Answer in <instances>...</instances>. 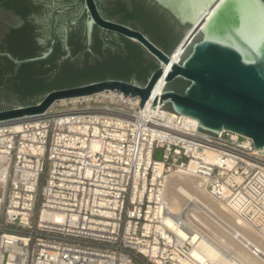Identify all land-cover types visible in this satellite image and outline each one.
<instances>
[{
	"label": "built area",
	"instance_id": "built-area-1",
	"mask_svg": "<svg viewBox=\"0 0 264 264\" xmlns=\"http://www.w3.org/2000/svg\"><path fill=\"white\" fill-rule=\"evenodd\" d=\"M139 103L105 91L0 120V264H222L200 251L204 231L170 212L173 172L201 179L264 240V155L252 139Z\"/></svg>",
	"mask_w": 264,
	"mask_h": 264
},
{
	"label": "water",
	"instance_id": "water-1",
	"mask_svg": "<svg viewBox=\"0 0 264 264\" xmlns=\"http://www.w3.org/2000/svg\"><path fill=\"white\" fill-rule=\"evenodd\" d=\"M81 1L83 10L91 18L87 22L88 44L91 43L92 25L97 23L139 44L157 67L144 84L104 80L55 89L34 104L0 110V120L42 113L57 100L114 91L123 93L124 97H138L140 109L165 102L172 111L185 115L186 121H194L205 131L230 130L249 137L254 150H260L259 153L264 155V29L249 30L254 17L235 11L221 19L204 6L203 0H148L182 27L179 43L171 52H166L141 30L103 19L96 0H78ZM101 1L104 6L113 7L110 0ZM73 6L66 5L65 8ZM262 9L264 0H257L252 6L253 12ZM4 17L0 13V22ZM65 47L68 49L66 41ZM52 50L23 60H16L9 54L0 55L21 65L44 60ZM160 79L166 80V84L176 79L188 84L183 92L165 84L161 94L152 95ZM5 99L6 96L0 93V102Z\"/></svg>",
	"mask_w": 264,
	"mask_h": 264
},
{
	"label": "flooded vegetation",
	"instance_id": "flooded-vegetation-1",
	"mask_svg": "<svg viewBox=\"0 0 264 264\" xmlns=\"http://www.w3.org/2000/svg\"><path fill=\"white\" fill-rule=\"evenodd\" d=\"M123 1L129 5L128 0ZM96 4L103 19L144 32L138 25L122 21L118 16H108L107 6L102 1L96 0ZM66 5L75 6L67 9ZM111 5L114 8L115 5ZM0 13L6 16L0 22V53L23 60L53 49L46 59L31 62L37 64L36 69L27 73V78L70 88L104 80L140 84V80L149 77L150 55L136 42L93 23L88 44L87 22L91 18L83 10L82 1L0 0ZM10 62L13 63L0 55V87L13 86L23 76L21 67L31 64L13 63L15 66L8 68Z\"/></svg>",
	"mask_w": 264,
	"mask_h": 264
},
{
	"label": "bare ground",
	"instance_id": "bare-ground-1",
	"mask_svg": "<svg viewBox=\"0 0 264 264\" xmlns=\"http://www.w3.org/2000/svg\"><path fill=\"white\" fill-rule=\"evenodd\" d=\"M160 81L164 83L163 90L166 80ZM162 90L153 94H161ZM111 97L115 99L116 94L112 93ZM166 184L170 212L181 215L185 224L203 230L211 239L201 238V252L222 264H264V240L236 214L213 200L201 179L189 173L173 172L166 178ZM168 224L173 225L170 220ZM178 233L186 236L182 229ZM253 247L260 251L258 256L252 253Z\"/></svg>",
	"mask_w": 264,
	"mask_h": 264
},
{
	"label": "trees",
	"instance_id": "trees-1",
	"mask_svg": "<svg viewBox=\"0 0 264 264\" xmlns=\"http://www.w3.org/2000/svg\"><path fill=\"white\" fill-rule=\"evenodd\" d=\"M98 1L100 2L101 0ZM128 3L129 5L123 0H110V4H114L115 6L112 9L106 7L105 13L110 17L118 16L122 21H129L133 25H138L162 49L166 52H171L182 37V27L170 18L165 11H162L157 5L151 4L148 0H128ZM36 65L35 63L24 64L20 69L23 76L19 80L15 79L16 81L13 86L0 87V93L6 96V99L0 102V110L34 104L42 99L46 93L68 86L47 82L42 79L25 77L27 73L36 69ZM14 66L11 62L8 64V68ZM156 67L157 63L151 60L148 76ZM101 75L104 76L105 74ZM140 82V84H144L146 80L143 79ZM162 84V82L158 83L155 90L161 91ZM187 84L188 82L186 81L176 79L166 84V87L174 89L177 92H183ZM167 108L171 110L168 105Z\"/></svg>",
	"mask_w": 264,
	"mask_h": 264
},
{
	"label": "snow or ice",
	"instance_id": "snow-or-ice-1",
	"mask_svg": "<svg viewBox=\"0 0 264 264\" xmlns=\"http://www.w3.org/2000/svg\"><path fill=\"white\" fill-rule=\"evenodd\" d=\"M256 3L257 0H203L204 6L208 7L209 10H213L215 16L221 19L233 14L235 11H241L249 17H254L249 26V30L253 32L264 29V9L259 12L252 11V6Z\"/></svg>",
	"mask_w": 264,
	"mask_h": 264
},
{
	"label": "rangeland",
	"instance_id": "rangeland-1",
	"mask_svg": "<svg viewBox=\"0 0 264 264\" xmlns=\"http://www.w3.org/2000/svg\"><path fill=\"white\" fill-rule=\"evenodd\" d=\"M163 85H164V83L162 84V87H163ZM155 157L157 158V159H162V153L160 152V151H158L157 153H156V155H155ZM171 177V176H170ZM169 180V179H168ZM167 183H168V181H167ZM166 186H167V184H166ZM165 193H166V190H165ZM0 195H1V189H0ZM208 205V204H207ZM210 207V206H209ZM207 218V217H206ZM136 264H139V263H136Z\"/></svg>",
	"mask_w": 264,
	"mask_h": 264
}]
</instances>
